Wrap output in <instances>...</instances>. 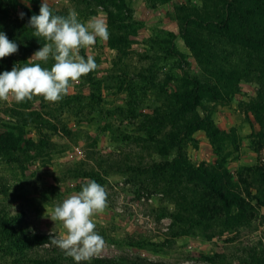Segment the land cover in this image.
Here are the masks:
<instances>
[{
	"label": "rangeland",
	"instance_id": "1",
	"mask_svg": "<svg viewBox=\"0 0 264 264\" xmlns=\"http://www.w3.org/2000/svg\"><path fill=\"white\" fill-rule=\"evenodd\" d=\"M227 2L47 0L56 15L103 20L110 36L78 50L97 67L61 100L0 99V133L19 140L15 149L0 148V264H76L52 242L66 229L47 215L91 180L108 194L91 217L105 243L80 264H264V48L242 46L221 30ZM259 4L261 13L249 19L264 36ZM39 8L34 0H0V30L18 44L0 59V71L55 63L28 60L49 43L29 26ZM198 114L218 133L180 134L183 154L212 182L223 175L236 199L231 207L199 177L177 171V146L160 141L183 133L182 118Z\"/></svg>",
	"mask_w": 264,
	"mask_h": 264
},
{
	"label": "clouds",
	"instance_id": "2",
	"mask_svg": "<svg viewBox=\"0 0 264 264\" xmlns=\"http://www.w3.org/2000/svg\"><path fill=\"white\" fill-rule=\"evenodd\" d=\"M23 15L20 14L21 18ZM29 26L34 29L35 37H44L49 43L28 60L35 57L37 61L47 62L51 57L55 63L50 69L29 62L22 66L15 64L10 71H0V99L6 100L11 93L17 103L34 95H41L49 102L61 100L71 82L97 67L94 57L78 56V50L95 45L97 38L106 41L110 36L103 20L81 22L75 11L67 16L56 15L47 0H41L39 13L30 17ZM17 51L18 44L0 30V59ZM107 195L101 184L91 180L77 195L64 199L47 215L53 221H61L66 229L63 237L53 235L52 242L76 264L90 260L104 246L105 241L95 231L91 217L105 209Z\"/></svg>",
	"mask_w": 264,
	"mask_h": 264
},
{
	"label": "trees",
	"instance_id": "3",
	"mask_svg": "<svg viewBox=\"0 0 264 264\" xmlns=\"http://www.w3.org/2000/svg\"><path fill=\"white\" fill-rule=\"evenodd\" d=\"M37 4V6H40L41 2L40 0H34ZM100 5H107L111 6V1L113 0H96ZM116 3L114 6H128L127 0H114ZM260 0H228L227 6H228V13L229 16L225 19V24H222L221 30L226 31L227 35L236 43L242 45L251 47L252 49H262L264 48V36H258V34L254 31L253 23L250 24L249 17H253L257 15L258 13H261V8L259 4ZM110 3V5L108 4ZM113 6V4H112ZM107 9V8H106ZM107 9L110 16L113 15L114 10L113 8ZM238 26V27H237ZM253 27V28H252ZM185 40L187 44L196 52L199 53L201 51L198 44L189 38L188 36H185ZM199 56V55H198ZM188 109L192 111L194 107L188 106ZM181 128L183 129V133L181 130H175L170 132L166 137L160 138V141L164 143V149H166L168 146L173 145L177 146L179 150V159L175 160L173 162V165L177 171H188L189 173L193 174L194 176L199 177L202 182L207 184L209 187L214 189L218 195L222 196V198L225 200L226 204L231 207L233 203L236 202V199L232 195L233 192H231L230 188L225 185V182L223 180V175L220 174L217 176V179L214 182L211 181V177L208 176L207 171H204L203 174L201 173V165H198L197 167L186 160L184 154H183V138L180 137V134L183 135V137H186L187 135H191L192 132L198 130V129H205L206 132L210 137L214 136L215 133H218V131L214 130V126L212 121L206 117H202L201 115H197V117H193L192 119H188L186 117L182 118ZM14 137L16 138V134L14 132H1L0 133V148L4 150H11L15 149L16 145H19V140H14ZM207 170V168L205 169ZM201 175V176H200ZM31 238L33 239H39L43 242H48L51 240V236L49 234H34ZM147 263L149 264H156L152 261L147 260Z\"/></svg>",
	"mask_w": 264,
	"mask_h": 264
}]
</instances>
